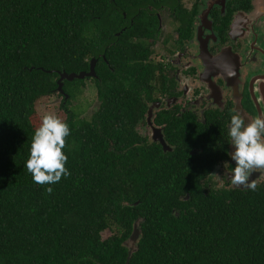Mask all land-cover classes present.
<instances>
[{"label":"trees","instance_id":"trees-1","mask_svg":"<svg viewBox=\"0 0 264 264\" xmlns=\"http://www.w3.org/2000/svg\"><path fill=\"white\" fill-rule=\"evenodd\" d=\"M115 4L124 10L122 0H0V264H127L137 220L128 264H264V191L207 196L179 162L186 154L131 146L150 50L129 36L143 21L129 26ZM92 58L97 110L71 111L85 83L63 82L70 175L39 186L24 168L37 103L58 95V73L86 72Z\"/></svg>","mask_w":264,"mask_h":264},{"label":"flooded vegetation","instance_id":"flooded-vegetation-1","mask_svg":"<svg viewBox=\"0 0 264 264\" xmlns=\"http://www.w3.org/2000/svg\"><path fill=\"white\" fill-rule=\"evenodd\" d=\"M122 1L124 10L115 4L114 14L129 26L143 21L129 36L150 50L131 146L186 154L188 161L179 162L193 168L207 196L246 198L264 191V174H251L255 191L234 188L228 174L235 167L230 112L245 123L264 113V0ZM96 100L97 110V89Z\"/></svg>","mask_w":264,"mask_h":264},{"label":"clouds","instance_id":"clouds-1","mask_svg":"<svg viewBox=\"0 0 264 264\" xmlns=\"http://www.w3.org/2000/svg\"><path fill=\"white\" fill-rule=\"evenodd\" d=\"M70 134L67 123L55 114L42 116L31 138L29 156L24 164L33 183L52 185L70 175L65 167L67 156L63 152ZM228 136L234 149L229 154L230 159L235 162V167L228 172L231 177L229 182L234 188L255 191L257 179L249 182V178L252 173L264 174V113L245 123L239 112H230ZM217 179L221 180L219 177ZM52 191V187L46 188L48 194Z\"/></svg>","mask_w":264,"mask_h":264},{"label":"rangeland","instance_id":"rangeland-1","mask_svg":"<svg viewBox=\"0 0 264 264\" xmlns=\"http://www.w3.org/2000/svg\"><path fill=\"white\" fill-rule=\"evenodd\" d=\"M84 83V86L81 87L79 92L75 94V98L70 102L69 108L77 113L80 118L88 120L96 110V88L90 81H85ZM61 103L62 97L59 94L41 99L36 106L39 117L42 118L44 114L52 113L64 121L66 113L61 109ZM109 235L108 232L102 233L104 239Z\"/></svg>","mask_w":264,"mask_h":264},{"label":"water","instance_id":"water-1","mask_svg":"<svg viewBox=\"0 0 264 264\" xmlns=\"http://www.w3.org/2000/svg\"><path fill=\"white\" fill-rule=\"evenodd\" d=\"M95 65H96V60L94 58H92L90 60V67H89L88 72H80L78 74H75V73L68 74L65 72L58 73L57 93L59 95H61V97L63 98L62 104H64L68 100V95L63 90V84H64L63 82L64 81L72 82L74 80H84L85 78L96 77L95 76ZM135 205H137V203H135ZM139 225H140V221L137 220L133 225V229H132V233H131L130 237L125 242V246L129 249L128 261H129L130 256L134 252L137 251L136 243H137V240L140 236ZM128 261H127V264H128Z\"/></svg>","mask_w":264,"mask_h":264}]
</instances>
